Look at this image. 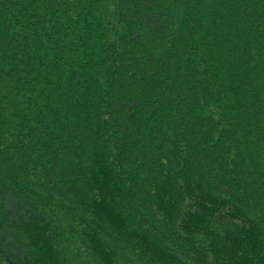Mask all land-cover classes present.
I'll return each mask as SVG.
<instances>
[{"label":"trees","instance_id":"obj_1","mask_svg":"<svg viewBox=\"0 0 264 264\" xmlns=\"http://www.w3.org/2000/svg\"><path fill=\"white\" fill-rule=\"evenodd\" d=\"M235 156L263 191L264 0H0V264H77L71 215L126 264H224L183 242L236 226Z\"/></svg>","mask_w":264,"mask_h":264},{"label":"rangeland","instance_id":"obj_2","mask_svg":"<svg viewBox=\"0 0 264 264\" xmlns=\"http://www.w3.org/2000/svg\"><path fill=\"white\" fill-rule=\"evenodd\" d=\"M176 4L175 2L170 4L174 7V12L177 11L176 7L178 8ZM146 47V50L150 49L147 45ZM10 147L12 148V146ZM14 156L17 155L14 154ZM239 160L241 159L235 156V159L228 164V172L225 174L232 181L235 192L231 193L229 197L222 195L220 188H212L211 192L216 214L218 212L222 215L230 214L232 219L236 220V226L226 230L210 220L195 221L187 228V235L184 236L188 242L183 243L190 246L191 250L195 251L194 253L200 257L213 262L222 258L224 264H264V188L263 191L258 192L259 194L253 190L256 188L253 184L256 180L250 175L252 170L245 168L244 160ZM260 169L264 170V165ZM40 172V169L33 171L31 173L32 177L25 184L26 187L30 181L32 187L35 186L36 188L35 192L26 190V193L39 194ZM261 177L264 180V174L260 172L258 176H255V179H261ZM36 181H38L37 184ZM32 187H29V189L32 190ZM148 193L150 192L148 191ZM237 213L242 215L243 220L239 221ZM70 217L67 216L66 220L63 221V225L64 228H67L65 235L69 234L68 227H75L77 231V233L69 234L70 238L66 240L67 246L69 245L68 248L72 249L71 252L74 253L76 258L78 257L77 264H126L120 257L114 258L105 253L104 249L105 246H108L109 240L100 237L98 234V236H90L89 230L82 226L84 219L88 218L87 215L84 219L81 215H71ZM89 243L99 249L98 254L96 253L93 257L88 251ZM220 244L224 247L223 249ZM234 258L238 263L233 260Z\"/></svg>","mask_w":264,"mask_h":264}]
</instances>
